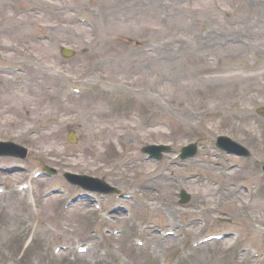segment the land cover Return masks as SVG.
Returning a JSON list of instances; mask_svg holds the SVG:
<instances>
[{"label": "rangeland", "instance_id": "1", "mask_svg": "<svg viewBox=\"0 0 264 264\" xmlns=\"http://www.w3.org/2000/svg\"><path fill=\"white\" fill-rule=\"evenodd\" d=\"M254 14L262 15V23L253 20ZM263 20L264 0H0V64L33 58L37 71L29 79L37 85L11 83L0 74V140L29 148L21 159L0 155V168L12 170L0 172V185L6 188L0 194V264L169 261L164 254L127 246L134 232L121 220L118 224L128 227L125 235L94 240L92 229L100 227L91 214L96 211L82 201L66 209L64 197L56 194L39 197L33 205L28 190L24 194L15 185L31 178L29 168L43 169V164L56 168L57 174L31 178L38 193L61 187L68 196L88 199L76 197L86 191L62 174L99 177L136 194L128 203L136 219L148 217L161 227L173 214L161 205L176 206L181 189L192 197L186 205L192 207L204 200L211 203L224 190L218 212L233 218L214 222L206 231L238 230L236 240L212 241L194 248L192 256L188 241L155 237V245H163L171 261L182 259L180 264H264V238L253 228L258 225L261 231L264 226V193L259 189L255 207L243 190L232 192L233 181L250 185L253 175L264 188L257 171L264 161ZM64 46L73 54L63 56ZM72 85L85 93L73 95ZM129 90L142 106L131 100L135 94ZM218 134L229 135L251 155L242 170L226 174L219 172L221 166L205 162L215 161L210 155L198 157L203 156L202 162L191 170L218 177L221 189L199 176L184 179L190 170L186 167L156 176L165 159H144L142 147L152 143H168L175 150L198 141L205 146L201 153L210 152L208 145ZM139 199L144 205L138 206ZM114 200L119 199L108 196L102 202ZM32 234L35 242L23 252ZM76 239L91 242L93 249L83 255L75 254L73 246L71 252L52 251L54 245H74ZM96 243L110 255L94 261ZM252 248L259 257L252 256Z\"/></svg>", "mask_w": 264, "mask_h": 264}, {"label": "bare ground", "instance_id": "2", "mask_svg": "<svg viewBox=\"0 0 264 264\" xmlns=\"http://www.w3.org/2000/svg\"><path fill=\"white\" fill-rule=\"evenodd\" d=\"M166 1H169V0H166ZM252 1H253V0H252ZM114 3H117L118 6L121 5L119 2H114ZM114 3H113V4H114ZM106 4H107V3H106ZM106 4H105V5H106ZM109 5H110V4H109ZM167 7H168V6H167ZM167 7H166V8H167ZM170 9H171V8H170ZM254 15L256 16V19L254 18L253 20L262 23V21H259V18H260L262 15H261V16L258 15V14H254ZM98 16H99V15H98ZM116 16H117V15H116ZM247 16H248V15H247ZM263 21H264V20H263ZM144 44H146V43L144 42V43H142V44H139V46L144 45ZM112 89H113V87H112ZM111 91H112V90H111ZM111 91L104 92V93L109 94ZM70 98H71V97H70ZM70 98H69V99H70ZM69 99H68V100H69ZM68 100H67V101H68ZM100 113H103V111L101 110ZM8 149H9V147H8L6 150H8ZM206 185L208 186V189H210L209 185H208V184H206ZM204 186H205V185H204ZM253 196H254V197L252 198V200H256L257 195L254 194V191H253ZM263 196H264V194H263ZM257 203H258V202H257V200H256V202L254 203V205L256 206ZM138 226H141V227H142L143 225H138Z\"/></svg>", "mask_w": 264, "mask_h": 264}]
</instances>
